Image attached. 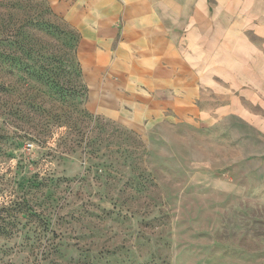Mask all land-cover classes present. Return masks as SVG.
Instances as JSON below:
<instances>
[{"label":"rangeland","instance_id":"rangeland-1","mask_svg":"<svg viewBox=\"0 0 264 264\" xmlns=\"http://www.w3.org/2000/svg\"><path fill=\"white\" fill-rule=\"evenodd\" d=\"M73 1L0 0V32L74 68ZM12 72L0 71L16 85L0 99L20 112L0 116V264H264L263 98L246 122L135 129L97 115L76 75L45 86Z\"/></svg>","mask_w":264,"mask_h":264},{"label":"crops","instance_id":"crops-1","mask_svg":"<svg viewBox=\"0 0 264 264\" xmlns=\"http://www.w3.org/2000/svg\"><path fill=\"white\" fill-rule=\"evenodd\" d=\"M87 105L129 128L246 122L264 99V0H74Z\"/></svg>","mask_w":264,"mask_h":264},{"label":"trees","instance_id":"trees-1","mask_svg":"<svg viewBox=\"0 0 264 264\" xmlns=\"http://www.w3.org/2000/svg\"><path fill=\"white\" fill-rule=\"evenodd\" d=\"M4 23L6 26L10 24V21L8 22L6 19H4ZM4 25V24H3ZM38 25V24H37ZM52 26V25H51ZM49 25L47 22L39 24V30L48 33L47 28ZM37 28V27H36ZM52 33H48L51 35L57 34L58 36H61V34H64L63 31L58 30L57 26H52ZM5 32H0L2 35H0V71L3 72L4 75H7V78H9L10 81H13L16 83L15 79H13L14 72L16 69L20 72V74L25 75L28 79H34L40 83H43L45 86L47 84L55 85L56 79L62 76H73L76 75L78 78V81L80 84H82L81 87H84L83 82V76L81 75V68L78 60H76V54H77V43H78V36H74L75 41L74 44L71 45V56L72 59L74 58L75 62L73 61L74 68H71L72 66H68V54L66 52H62L59 56L56 51L54 54H50L51 57L45 56L46 52L44 51H33L31 47L22 46L18 41H13L10 36L9 31L5 28ZM65 45V44H64ZM18 51L14 52V51ZM3 64V66H2ZM57 65V67H56ZM15 66V67H14ZM70 69V70H69ZM20 82H22V87L26 86L25 80L22 78H18ZM55 83V84H54ZM73 84L69 81L65 83V85H62L60 87L61 92L65 93L66 96L71 97L72 95H78V91L76 86H72ZM15 88L16 85L14 84H8L7 86L5 84L0 83V96H3V94L7 96H15ZM85 89V88H84ZM85 91V90H84ZM86 94V91L84 92V95ZM31 97L27 94H24L22 98V104L27 105L26 110L28 112H31L32 105H34V108L37 109V107L33 102L31 103ZM8 103L2 99H0V109H1V115L3 116H10V114L13 117H17L20 113L17 108H13V106L10 103L9 109L5 108V106ZM21 204V203H19ZM17 202H14V205L16 207ZM20 206V205H19ZM13 212H19V210H16L13 208ZM0 234L4 235V232L0 231Z\"/></svg>","mask_w":264,"mask_h":264}]
</instances>
